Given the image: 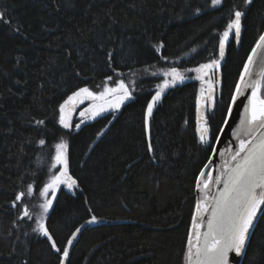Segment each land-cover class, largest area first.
<instances>
[{
    "label": "trees",
    "instance_id": "16d2710c",
    "mask_svg": "<svg viewBox=\"0 0 264 264\" xmlns=\"http://www.w3.org/2000/svg\"><path fill=\"white\" fill-rule=\"evenodd\" d=\"M238 2L226 0L224 7L214 9L209 0H72L75 7L68 8L65 0H0V11L12 28L22 26L17 33L0 22V71L13 73L12 80L0 79V264H57L46 238L31 229L43 202L38 192L47 179L53 145L62 134L69 143L70 172L80 188L57 192L46 223L63 247L92 215L98 221L77 236L71 264H183L195 178L211 153L198 143L195 132L201 82L190 79L177 85L157 106L151 121L153 160L145 151L143 108L163 77L150 73L218 58L227 9ZM197 7L202 9L199 15L194 14ZM246 12L240 43L231 37L219 68L214 129L264 31V0H254ZM160 42L165 47L157 53ZM101 43L106 50L115 49L112 67L124 75L118 77L105 66ZM17 58L20 66L13 68ZM107 75L134 79L137 99L118 113L82 123L79 131L67 133L54 123V109L71 91L83 86L98 91ZM210 75L215 81L217 70ZM15 79L27 83L17 87ZM29 116L46 119L47 128L29 123ZM40 138L47 142L44 147L38 144ZM28 183H34L35 192L23 204L34 219L18 220L22 212L11 201ZM240 264H264V219Z\"/></svg>",
    "mask_w": 264,
    "mask_h": 264
},
{
    "label": "snow or ice",
    "instance_id": "6c2138e0",
    "mask_svg": "<svg viewBox=\"0 0 264 264\" xmlns=\"http://www.w3.org/2000/svg\"><path fill=\"white\" fill-rule=\"evenodd\" d=\"M225 2L226 0H209L208 6L220 9L225 6ZM253 2L254 0H239L238 3L227 9L229 19L223 32L220 33L218 58L210 59L196 67L181 69L177 64H172L150 73L153 77H163L159 83L155 84L154 92L143 108V125L146 134L145 151L150 154V159L153 160L155 159L153 155L155 145L151 138V121L154 111L170 89L183 84L188 79H196L201 82L196 100L195 132L198 143L212 155L217 153L213 144L219 142L225 128L230 127L237 100L244 95L245 90H251V94L246 97L247 103L240 114L239 124L232 130L233 138L238 141L235 149H225L227 158L224 159L217 175L213 176L211 171L206 172L201 169L195 178L194 191L198 196L187 235L183 264H238L236 258L247 255L251 236L254 235L259 220L264 219V34L259 36L255 46L248 54L243 69L239 73V79L234 86V91L227 106L223 109L221 119L215 125V129L213 121L218 107L215 85L210 75L221 67L229 38L232 37L237 44L240 43L242 19L247 14L246 9ZM63 6L75 7L72 0H65ZM58 10L59 8H57ZM201 11L202 9L197 7L194 9V14L199 15ZM5 16L6 13L0 11V22L7 24L9 29L14 32H21L22 26L17 25L12 28V21L6 19ZM164 47V43L160 42L155 46L156 52L160 53ZM100 49L104 52L105 66L116 72L118 77L124 75L112 67L116 59L115 49L106 50L103 43L100 44ZM192 51L195 52L196 49L193 48ZM160 59L167 62L168 57L161 55ZM19 66L20 61L17 58L13 68ZM254 66L258 69L255 73H253ZM150 67L155 69V65H150ZM144 71L148 72V69L146 68ZM187 73L196 75L189 77ZM75 75L80 76V72L77 71ZM0 79L12 80L13 73L0 71ZM22 83L26 84L27 82H22L20 79L14 80V86L19 87ZM40 87L43 88V85ZM6 91L12 95L16 94L13 93L12 87H7ZM135 92L136 81L134 79L126 82L124 79L113 80L112 75H107L100 91H94L88 86L71 91L54 109V123L67 133L79 131L81 124L86 120H96L97 117L107 112H120L126 103L137 99L134 95ZM86 101H91V103L79 113L81 121L74 124L72 119L74 112ZM115 118L113 115V119ZM28 119L29 123H33L38 128H47L44 118L37 119L35 116H29ZM187 123L188 121H185V124ZM104 131L98 132L96 139L103 136ZM46 143L44 138H40L38 141L40 147H44ZM225 152H220L219 155L224 157ZM50 161L46 173L47 179L38 192V196L43 198V202L38 204L40 211L35 214V227L31 231L46 238L50 250L57 254V264H71L70 249L83 226L76 228L68 238L66 245L61 247L46 223L49 211L53 208V199L61 186L73 193L80 188L78 179L74 178L70 172L69 143L63 134L60 136L59 142L53 145ZM211 163L212 161L209 160L208 164ZM207 167L208 165H205V168ZM34 192V183H28L25 191L15 194L11 201V207H20L22 215H18V220L32 221L34 219V213L29 210L26 204H23L25 198L32 197ZM96 222L98 221L95 215L86 221L89 224ZM24 235L27 237L29 234L25 232ZM24 264H28V262L25 260Z\"/></svg>",
    "mask_w": 264,
    "mask_h": 264
},
{
    "label": "water",
    "instance_id": "95a60500",
    "mask_svg": "<svg viewBox=\"0 0 264 264\" xmlns=\"http://www.w3.org/2000/svg\"><path fill=\"white\" fill-rule=\"evenodd\" d=\"M262 34H264V31L262 32ZM231 39V37L229 38V40ZM236 42V41H235ZM258 62H259V58H258ZM258 69H257V67L256 66H254L253 67V73H255L256 71H257ZM239 79V78H238ZM185 82H190V79H188V80H185ZM214 83V85L216 86V88H215V97H216V95H219V91H220V73H219V69H217V79L213 82ZM250 89H247V90H245V93H244V95H242L238 100H237V104H236V106H234V110H233V118H232V121H230V127H228V128H225V131H224V133L223 134H221V139H220V141L219 142H216V143H214L213 144V146L214 147H216V149H217V153L215 154V155H212L211 153H210V156H209V158H208V160H207V162L205 163V165H208V167L207 168H205V165H204V167L202 168V169H204L206 172L207 171H211L212 172V175L213 176H215V175H217L218 173H219V171H220V166L223 164V162L222 163H219L218 162V159H219V157H220V155H219V153L221 152V150H222V147H223V145H224V142L231 136V134H232V130L234 129V127L236 126V124H237V122H238V120H239V118H240V114L243 112V109H244V105L247 103V100H246V97L247 96H249L250 94ZM113 120V118L111 119V121ZM87 122V121H86ZM107 127H105L104 129H103V131L106 129ZM105 132V131H104ZM96 140H98V139H96ZM225 158H227V156L225 157ZM209 160H211L212 161V163L209 165L208 164V161ZM219 163V165H218V168H215V163ZM67 189V188H66ZM195 196H196V198H197V196H198V194L195 192ZM83 227L81 228V231L84 229V228H86V227H91V226H94L95 225V223H86V221L84 222V223H82L81 224ZM81 225H79L78 227H81ZM77 227V228H78ZM75 231V230H74ZM73 231V232H74ZM80 231V232H81ZM78 235H79V233H78ZM77 235V236H78ZM76 241V240H75ZM74 241V242H75ZM73 242V243H74ZM233 256H234V254H232ZM240 260H241V258H236V261L238 262V264H240Z\"/></svg>",
    "mask_w": 264,
    "mask_h": 264
},
{
    "label": "bare ground",
    "instance_id": "6f19581e",
    "mask_svg": "<svg viewBox=\"0 0 264 264\" xmlns=\"http://www.w3.org/2000/svg\"><path fill=\"white\" fill-rule=\"evenodd\" d=\"M249 94H251V90H250V93ZM237 124H239V120H238ZM235 127H234V129H235ZM237 144H238V141H236L233 138L232 134H231V136L224 142V145L222 147L221 152H225V149L226 148H232L234 150ZM226 156H227V152H225V156L224 157H221V156L219 157L218 162L219 163H222L224 161V159H225ZM219 163H217V162L215 163V168H218Z\"/></svg>",
    "mask_w": 264,
    "mask_h": 264
},
{
    "label": "rangeland",
    "instance_id": "374dc122",
    "mask_svg": "<svg viewBox=\"0 0 264 264\" xmlns=\"http://www.w3.org/2000/svg\"><path fill=\"white\" fill-rule=\"evenodd\" d=\"M110 83V82H109ZM101 90V87L99 88V90L98 91H100ZM91 103V101H86L85 102V104H83V105H80V110H79V112L77 113V115H76V117H77V122H75V123H78V121L80 122L81 121V117H80V115H79V113L84 109V108H86L89 104ZM88 121V120H87ZM85 123V122H84ZM59 142V141H58ZM61 188H63V189H66L65 187H63V186H61ZM58 192V191H57ZM57 194V193H56ZM50 196H51V194H50ZM42 200H43V198H42Z\"/></svg>",
    "mask_w": 264,
    "mask_h": 264
},
{
    "label": "flooded vegetation",
    "instance_id": "af4514ba",
    "mask_svg": "<svg viewBox=\"0 0 264 264\" xmlns=\"http://www.w3.org/2000/svg\"><path fill=\"white\" fill-rule=\"evenodd\" d=\"M212 78V80H213V77H211ZM213 82H214V80H213ZM207 88V87H206ZM79 110H80V106L76 109V111L74 112V114H73V117H72V119H73V123L75 124V122H77V117H76V115H77V113L79 112ZM87 121V120H86ZM85 121V122H86ZM78 123H79V121H78Z\"/></svg>",
    "mask_w": 264,
    "mask_h": 264
}]
</instances>
